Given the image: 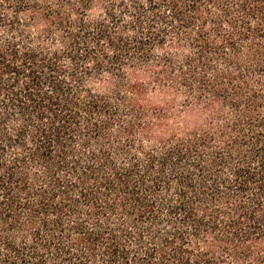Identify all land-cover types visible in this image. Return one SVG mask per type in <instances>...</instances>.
I'll list each match as a JSON object with an SVG mask.
<instances>
[{
    "label": "trees",
    "instance_id": "16d2710c",
    "mask_svg": "<svg viewBox=\"0 0 264 264\" xmlns=\"http://www.w3.org/2000/svg\"><path fill=\"white\" fill-rule=\"evenodd\" d=\"M45 3L0 0V264H264V0Z\"/></svg>",
    "mask_w": 264,
    "mask_h": 264
},
{
    "label": "rangeland",
    "instance_id": "374dc122",
    "mask_svg": "<svg viewBox=\"0 0 264 264\" xmlns=\"http://www.w3.org/2000/svg\"><path fill=\"white\" fill-rule=\"evenodd\" d=\"M46 3L48 4V6H52V8H57L58 3L62 2V5H64V9L65 11L69 12V10H71V8L73 7L72 3H78L80 2V0H45ZM109 1V0H107ZM48 2V3H47ZM41 6H43L44 4L39 3ZM106 4V0H91V5H89V9L88 12L86 11H81L80 9H78L80 11V14H84L86 16H89V18L91 19H96L102 16L103 14V6H105ZM78 5V4H75ZM8 10L11 8V6H9V4L7 5ZM63 9V10H64ZM76 10V9H75ZM22 18V22L25 23L27 20V16L26 15H21ZM41 24H43V22L39 21L38 22V26H40ZM25 28V35H19V34H15L13 35V37L15 38H20L21 42H31L32 44L38 43V44H42L44 47H59L60 46V42H59V37L58 35H50L47 33L44 34H40V31L38 29V27L34 24L31 26H27L24 27ZM7 36V30L6 28L2 27L0 29V37H6ZM37 38H40V40H38ZM107 78H109V76H94L91 78H87L86 83L89 87L97 90V91H104L105 90V80H107ZM112 97V101L113 103L115 102L114 100V95L111 94L110 95ZM158 104H161L164 100L163 96H160L157 98ZM175 109V106H173ZM176 109L178 110V116L181 117L179 120L180 122H183L185 120L184 118V111L183 109H180V100H178L176 102ZM189 121L193 124V119H189ZM175 123L174 117H172L170 124Z\"/></svg>",
    "mask_w": 264,
    "mask_h": 264
}]
</instances>
